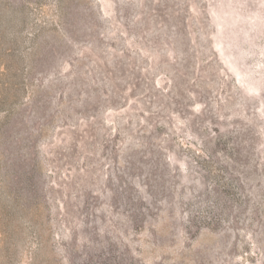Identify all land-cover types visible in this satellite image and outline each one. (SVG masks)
<instances>
[{
    "label": "rangeland",
    "instance_id": "obj_1",
    "mask_svg": "<svg viewBox=\"0 0 264 264\" xmlns=\"http://www.w3.org/2000/svg\"><path fill=\"white\" fill-rule=\"evenodd\" d=\"M0 264H264V0H0Z\"/></svg>",
    "mask_w": 264,
    "mask_h": 264
}]
</instances>
